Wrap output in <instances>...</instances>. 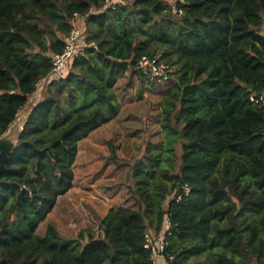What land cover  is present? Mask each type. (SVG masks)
Wrapping results in <instances>:
<instances>
[{"label":"trees","instance_id":"16d2710c","mask_svg":"<svg viewBox=\"0 0 264 264\" xmlns=\"http://www.w3.org/2000/svg\"><path fill=\"white\" fill-rule=\"evenodd\" d=\"M171 6L0 0V136L42 85L0 172V264H155L144 234L165 218L166 264H264V113L249 99L264 92V0ZM74 12L88 44L49 77ZM142 56L174 79L159 139L130 167L127 201L99 217L96 235L68 237L53 223L37 233L73 184L79 142L118 114V80H145Z\"/></svg>","mask_w":264,"mask_h":264},{"label":"rangeland","instance_id":"374dc122","mask_svg":"<svg viewBox=\"0 0 264 264\" xmlns=\"http://www.w3.org/2000/svg\"><path fill=\"white\" fill-rule=\"evenodd\" d=\"M90 13H97L91 10ZM152 84L138 77H121L116 85L119 112L109 122L93 130L79 142L72 186L57 197L53 209L39 224L42 234L53 223L63 235L82 232L97 234V223L110 206L124 204L130 185V167L141 157L147 142L159 139V113L162 95L173 82ZM39 84L29 103L22 108L18 121L42 93ZM111 141L112 147L108 145ZM116 155V160L111 158Z\"/></svg>","mask_w":264,"mask_h":264},{"label":"built area","instance_id":"2783aa9c","mask_svg":"<svg viewBox=\"0 0 264 264\" xmlns=\"http://www.w3.org/2000/svg\"><path fill=\"white\" fill-rule=\"evenodd\" d=\"M122 0H104L106 6L114 7L116 3ZM183 0H171L172 12L180 14L181 10L176 7V3ZM71 29L64 37V47L61 52L55 53L52 56V67L49 77L58 78L63 73V68L72 57L78 56L86 47V33H85V15L74 12L70 18ZM136 67L140 69L145 77V80L152 84H161L170 80V72L168 67L157 57L142 56L136 62ZM249 99L259 104L264 113V92L259 94H251ZM187 191V189H186ZM168 227L167 218L163 222V230L155 234L151 230H146L144 234V247L150 251L152 261L157 264L160 259H163V251L166 246L164 239V232ZM165 262V260H164ZM166 264V262H165Z\"/></svg>","mask_w":264,"mask_h":264},{"label":"water","instance_id":"95a60500","mask_svg":"<svg viewBox=\"0 0 264 264\" xmlns=\"http://www.w3.org/2000/svg\"><path fill=\"white\" fill-rule=\"evenodd\" d=\"M24 121L25 117L14 121L0 136V172L18 140Z\"/></svg>","mask_w":264,"mask_h":264},{"label":"crops","instance_id":"0c3cea01","mask_svg":"<svg viewBox=\"0 0 264 264\" xmlns=\"http://www.w3.org/2000/svg\"><path fill=\"white\" fill-rule=\"evenodd\" d=\"M157 264H165L164 260L163 259H160Z\"/></svg>","mask_w":264,"mask_h":264}]
</instances>
